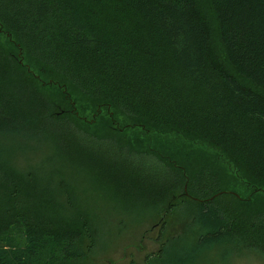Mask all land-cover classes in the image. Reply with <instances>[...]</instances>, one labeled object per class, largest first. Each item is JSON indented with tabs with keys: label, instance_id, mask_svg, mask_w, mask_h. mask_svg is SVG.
Listing matches in <instances>:
<instances>
[{
	"label": "trees",
	"instance_id": "obj_1",
	"mask_svg": "<svg viewBox=\"0 0 264 264\" xmlns=\"http://www.w3.org/2000/svg\"><path fill=\"white\" fill-rule=\"evenodd\" d=\"M38 140L98 166L126 205L264 228V0H0V264H95L100 218L17 159ZM183 142L210 152L195 172Z\"/></svg>",
	"mask_w": 264,
	"mask_h": 264
},
{
	"label": "rangeland",
	"instance_id": "obj_2",
	"mask_svg": "<svg viewBox=\"0 0 264 264\" xmlns=\"http://www.w3.org/2000/svg\"><path fill=\"white\" fill-rule=\"evenodd\" d=\"M69 139L75 145L92 146L90 153L99 146L96 144L97 140H92L91 137L72 135ZM31 143L32 141L29 142L30 145ZM167 146L165 145V149L169 148ZM181 149L185 154L187 150L195 154L194 159L183 160L189 164L192 172H195L196 168L207 160L205 156L210 153L203 147L189 148L186 142H183ZM111 153L108 155L109 158L116 159L117 155L114 152ZM27 157H31L44 174H54L64 178V181L70 185V189L81 196L89 210L102 221L96 246L89 255V262L95 264H164V262L166 264H264V232H261L264 228H260L263 225L255 227L257 231L261 230L260 232L254 230L251 227L254 226L252 224L241 227L238 223L237 226L223 227L221 231L214 233V228L203 224L205 212H197L196 214L200 217L198 225L191 226L186 225L185 221L180 219L182 217L179 218L183 215L179 208L166 212L165 209L152 211L151 207L146 208L142 204L143 199H138L137 204L130 206L124 201H116L110 190L115 189L114 184L101 180L98 166H89L86 161L79 162L73 154H70L69 149L60 147L57 140H54V143L49 140L41 143L38 140L35 149L20 153L17 159L23 160ZM182 164L189 170L186 163ZM146 167L151 168L153 165L146 164ZM218 172L224 187L237 190L242 197L252 193L251 186L241 183L242 179L234 170L220 165ZM159 173L162 174V171ZM216 175L218 176V173ZM60 181L55 180L59 184ZM151 181L157 182V180ZM181 184L180 182L176 190L181 189ZM104 186L106 189L103 188ZM219 197L220 195L217 198ZM257 197L259 201L262 199L259 195ZM220 199L227 202L235 200L233 196L228 197V195H222ZM162 220L165 222L163 227ZM259 236H263V240ZM164 241L166 243L162 244Z\"/></svg>",
	"mask_w": 264,
	"mask_h": 264
}]
</instances>
